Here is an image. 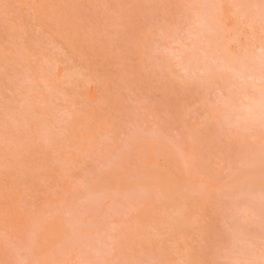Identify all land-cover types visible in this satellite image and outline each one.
<instances>
[{"label": "rangeland", "instance_id": "1", "mask_svg": "<svg viewBox=\"0 0 264 264\" xmlns=\"http://www.w3.org/2000/svg\"><path fill=\"white\" fill-rule=\"evenodd\" d=\"M259 2L0 0V264L223 262L259 238L219 210L260 200L259 76L228 70L259 62L236 7ZM192 3L223 5L207 36Z\"/></svg>", "mask_w": 264, "mask_h": 264}, {"label": "snow or ice", "instance_id": "2", "mask_svg": "<svg viewBox=\"0 0 264 264\" xmlns=\"http://www.w3.org/2000/svg\"><path fill=\"white\" fill-rule=\"evenodd\" d=\"M7 9L8 5H4ZM79 7V6H71ZM187 10L186 19L188 21L189 31L200 37L207 36L213 32L218 24V20L209 15V9L223 8V5L209 4H186L182 6ZM243 9L242 22L247 30L252 33L251 39H255V33L259 31V41L261 56L259 62L251 57L247 50L242 56H233L232 64L228 70L232 71L237 77L245 74H256L259 76L260 83V103H259V133L261 139L260 145V200L257 206L256 202L247 200H235L226 196L219 205L220 212L225 216H231L233 220L237 217L255 218L257 215L260 220L259 238L252 237L248 240L245 248L236 254V258L225 260L223 262L205 261L203 264H264V0L259 4L237 5ZM249 126L246 131L249 139H255V127L251 123L254 119V112L251 107L246 109ZM119 239L114 236L108 238L104 245L106 255H114L117 252ZM80 264H169L165 260H144V259H115L111 261L81 260Z\"/></svg>", "mask_w": 264, "mask_h": 264}, {"label": "bare ground", "instance_id": "3", "mask_svg": "<svg viewBox=\"0 0 264 264\" xmlns=\"http://www.w3.org/2000/svg\"><path fill=\"white\" fill-rule=\"evenodd\" d=\"M161 171V170H160ZM157 172V174L161 177V178H163L164 179V181H166V177H167V175L166 174H163V173H161V172H158V171H156ZM168 178V177H167ZM171 179V178H170ZM169 181V180H168ZM165 183H167V182H165ZM178 187H179V185H177ZM169 187V186H168ZM170 189V188H169ZM58 225H59V227H60V229H62V222L61 221H59L58 222ZM63 233V232H62Z\"/></svg>", "mask_w": 264, "mask_h": 264}]
</instances>
